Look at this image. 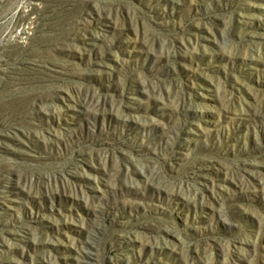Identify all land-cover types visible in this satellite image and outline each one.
Wrapping results in <instances>:
<instances>
[{
  "label": "rangeland",
  "instance_id": "rangeland-1",
  "mask_svg": "<svg viewBox=\"0 0 264 264\" xmlns=\"http://www.w3.org/2000/svg\"><path fill=\"white\" fill-rule=\"evenodd\" d=\"M0 264H264V0H0Z\"/></svg>",
  "mask_w": 264,
  "mask_h": 264
}]
</instances>
